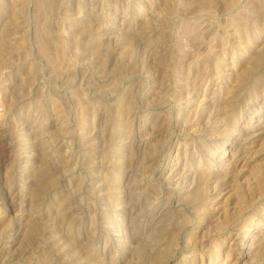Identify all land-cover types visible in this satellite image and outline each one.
Segmentation results:
<instances>
[{
    "label": "rangeland",
    "instance_id": "rangeland-1",
    "mask_svg": "<svg viewBox=\"0 0 264 264\" xmlns=\"http://www.w3.org/2000/svg\"><path fill=\"white\" fill-rule=\"evenodd\" d=\"M0 264H264V0H0Z\"/></svg>",
    "mask_w": 264,
    "mask_h": 264
},
{
    "label": "bare ground",
    "instance_id": "bare-ground-1",
    "mask_svg": "<svg viewBox=\"0 0 264 264\" xmlns=\"http://www.w3.org/2000/svg\"><path fill=\"white\" fill-rule=\"evenodd\" d=\"M1 115V114H0Z\"/></svg>",
    "mask_w": 264,
    "mask_h": 264
}]
</instances>
